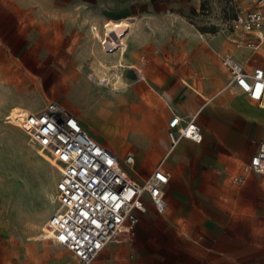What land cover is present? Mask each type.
<instances>
[{
	"label": "rangeland",
	"instance_id": "374dc122",
	"mask_svg": "<svg viewBox=\"0 0 264 264\" xmlns=\"http://www.w3.org/2000/svg\"><path fill=\"white\" fill-rule=\"evenodd\" d=\"M233 18L228 0H0V264H7L15 241L43 235L45 221L57 209L60 178L29 145L26 133L5 123L6 115L40 111L58 102L119 158L128 153L146 156L141 166L146 173L152 160L157 166L165 161L159 142L166 136L171 109L164 92L181 81L210 101L221 90L232 89L221 67L229 53L220 45L239 46L244 37L241 28H233ZM126 19L131 21L123 63L141 72L111 68L122 55L104 53L94 35L98 28L104 37L106 21ZM145 72L159 86L140 80ZM118 73L127 87L117 92L105 77L120 84ZM101 99L127 109H120L117 123L116 107L108 103L102 104L110 114L100 115ZM138 123L141 131L135 132Z\"/></svg>",
	"mask_w": 264,
	"mask_h": 264
},
{
	"label": "crops",
	"instance_id": "0c3cea01",
	"mask_svg": "<svg viewBox=\"0 0 264 264\" xmlns=\"http://www.w3.org/2000/svg\"><path fill=\"white\" fill-rule=\"evenodd\" d=\"M130 24L133 29L135 25ZM253 42L255 47L223 43L220 48L246 71L253 72L256 68L264 69V42L260 44L256 39ZM124 60L125 55L119 58L118 63L124 64ZM114 65L117 64L111 66ZM124 65L140 71L132 65ZM210 70L216 73L214 69ZM222 70L228 74L223 67ZM203 77L210 80L212 76ZM105 78L113 88H117V92L127 87L119 73L116 78L120 84H114L109 76ZM139 79L159 86L157 79L148 72L141 74ZM158 86H153L155 91ZM195 93L198 92L183 86L181 81L163 93L171 109L166 136L159 142L165 153V161L161 165L170 177L165 189V213L159 214L147 200V212L141 216L134 234L108 244L93 264H264V175L252 174L244 183L234 182L259 151L264 136V108L235 86L221 90L210 101H206L205 95L199 92L205 99L202 101ZM88 94L92 102L96 101L95 94L91 95L90 90ZM99 103L100 115L106 118L110 112L106 113L102 103L116 107L115 123L118 122L117 117L120 118V109L127 110L123 106L118 108L119 103L102 99ZM174 114L183 119L182 124L196 116L203 141L197 144L182 139L168 154L164 144L169 143L168 124ZM137 128L135 132L141 131V124L138 123ZM138 154H134L136 167L131 175L143 182L158 166L152 160L147 172L142 173L141 166L146 156L138 159ZM8 256L7 264H79L65 247L39 235L24 236L21 241H15Z\"/></svg>",
	"mask_w": 264,
	"mask_h": 264
},
{
	"label": "built area",
	"instance_id": "2783aa9c",
	"mask_svg": "<svg viewBox=\"0 0 264 264\" xmlns=\"http://www.w3.org/2000/svg\"><path fill=\"white\" fill-rule=\"evenodd\" d=\"M228 2L233 6V28H241L246 36L256 33L239 39V46L255 47L253 39L263 43L264 0ZM110 39L105 36L103 47ZM221 66L229 74L232 86L264 108V69L248 72L229 55L222 59ZM16 111L6 115L5 123L23 130L31 147L60 166L55 196L57 209L44 226V237L69 250L79 264H93L108 244L132 236L141 216L147 212V200L159 214L165 213V189L170 177L162 165L143 182L137 181L131 175L136 167L135 155L128 153L119 158L94 139L62 104L51 101L40 111ZM182 122L177 114L169 121V143L164 144L168 154L182 139L197 144L203 141L196 116L185 124ZM252 174L264 175V136L259 151L234 182L244 183ZM158 176L166 180H159ZM60 236L66 239L61 240Z\"/></svg>",
	"mask_w": 264,
	"mask_h": 264
},
{
	"label": "bare ground",
	"instance_id": "6f19581e",
	"mask_svg": "<svg viewBox=\"0 0 264 264\" xmlns=\"http://www.w3.org/2000/svg\"><path fill=\"white\" fill-rule=\"evenodd\" d=\"M127 20H130V19L120 20V21H106L103 24L104 37L101 36L98 28L93 29L95 37L99 38L101 43L104 42L105 36H109L111 38L110 41L108 40L106 43V45L109 44V47H107L106 45L103 47L104 53H106L108 55H116V53H120L122 55L121 57H123L125 55V51L127 50L125 39L129 33V25L126 22ZM113 33L116 34L115 38H113V36H112ZM111 68L123 69V68H126V66L124 64L118 63L117 65L111 66ZM92 81L93 82L96 81V78L93 77ZM165 95H167V94H165ZM40 156L42 158L46 159L48 162H50L53 165V167H55L57 170H60V166L54 160L50 159L45 154H40ZM42 233H43V230H42ZM42 236L44 237V234Z\"/></svg>",
	"mask_w": 264,
	"mask_h": 264
},
{
	"label": "snow or ice",
	"instance_id": "6c2138e0",
	"mask_svg": "<svg viewBox=\"0 0 264 264\" xmlns=\"http://www.w3.org/2000/svg\"><path fill=\"white\" fill-rule=\"evenodd\" d=\"M115 35H116L115 33L112 34L113 38H115ZM189 134H191V133H189ZM158 179L163 181V180H166V177L158 176ZM133 202L135 203V200H133ZM92 223H95V220H93ZM59 238L61 240H65L66 239L64 236H60ZM96 247H100V245L97 244Z\"/></svg>",
	"mask_w": 264,
	"mask_h": 264
}]
</instances>
